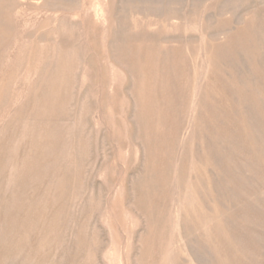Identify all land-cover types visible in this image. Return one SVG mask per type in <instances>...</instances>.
I'll return each mask as SVG.
<instances>
[{
	"label": "rangeland",
	"instance_id": "374dc122",
	"mask_svg": "<svg viewBox=\"0 0 264 264\" xmlns=\"http://www.w3.org/2000/svg\"><path fill=\"white\" fill-rule=\"evenodd\" d=\"M0 264H264V0H0Z\"/></svg>",
	"mask_w": 264,
	"mask_h": 264
}]
</instances>
